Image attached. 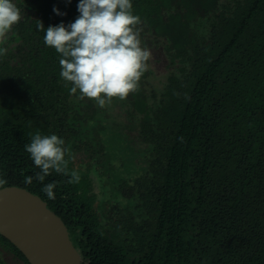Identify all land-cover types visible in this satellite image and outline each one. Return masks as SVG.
I'll use <instances>...</instances> for the list:
<instances>
[{"label": "trees", "instance_id": "obj_1", "mask_svg": "<svg viewBox=\"0 0 264 264\" xmlns=\"http://www.w3.org/2000/svg\"><path fill=\"white\" fill-rule=\"evenodd\" d=\"M13 2L21 19L0 45L2 187L47 201L82 264H264V0H132L149 69L104 108L70 94L37 28L71 24L80 0ZM37 132L64 140L68 175L35 179L25 145Z\"/></svg>", "mask_w": 264, "mask_h": 264}, {"label": "clouds", "instance_id": "obj_2", "mask_svg": "<svg viewBox=\"0 0 264 264\" xmlns=\"http://www.w3.org/2000/svg\"><path fill=\"white\" fill-rule=\"evenodd\" d=\"M77 9L80 15L67 26L61 23L45 29L42 21L37 23L38 30L45 33V44L61 56L60 75L71 83L70 94L79 91L78 99H93L100 108L111 104L114 98L127 99L138 91L152 57L151 51L142 47L141 30L137 27L141 20L133 13L132 0H80ZM54 11L64 15L59 9ZM20 19L21 11L13 0H0V45L6 43ZM7 51V47H0V56ZM25 150L40 169L35 174L37 181L43 183L53 171L69 174L64 140L56 134L42 136L37 132ZM70 175L69 183H79L77 171ZM32 182V176L24 178L25 184ZM5 183L0 179V187ZM55 188L54 182L47 183L42 191L49 199H55Z\"/></svg>", "mask_w": 264, "mask_h": 264}, {"label": "water", "instance_id": "obj_3", "mask_svg": "<svg viewBox=\"0 0 264 264\" xmlns=\"http://www.w3.org/2000/svg\"><path fill=\"white\" fill-rule=\"evenodd\" d=\"M0 234L30 264H82L64 220L39 195L19 186L0 188Z\"/></svg>", "mask_w": 264, "mask_h": 264}, {"label": "flooded vegetation", "instance_id": "obj_4", "mask_svg": "<svg viewBox=\"0 0 264 264\" xmlns=\"http://www.w3.org/2000/svg\"><path fill=\"white\" fill-rule=\"evenodd\" d=\"M2 236L0 235V264H30L26 256L11 241Z\"/></svg>", "mask_w": 264, "mask_h": 264}, {"label": "rangeland", "instance_id": "obj_5", "mask_svg": "<svg viewBox=\"0 0 264 264\" xmlns=\"http://www.w3.org/2000/svg\"><path fill=\"white\" fill-rule=\"evenodd\" d=\"M98 193H100V188L99 186L97 185L96 189H95Z\"/></svg>", "mask_w": 264, "mask_h": 264}]
</instances>
